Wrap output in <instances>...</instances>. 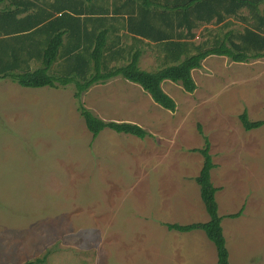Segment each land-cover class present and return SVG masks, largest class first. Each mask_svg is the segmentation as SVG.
Returning a JSON list of instances; mask_svg holds the SVG:
<instances>
[{
	"label": "rangeland",
	"instance_id": "1",
	"mask_svg": "<svg viewBox=\"0 0 264 264\" xmlns=\"http://www.w3.org/2000/svg\"><path fill=\"white\" fill-rule=\"evenodd\" d=\"M155 58L146 49L140 68L158 70ZM193 77L194 93L162 84L175 112L122 77L91 87L81 100L74 85L32 89L0 80V264L48 254L42 264H164L167 254L184 264H218L205 232L164 224L209 220L195 182L203 166L196 150L205 146L199 125L216 165L230 262L264 264V126L246 131L240 121L245 112L264 121V65L213 55ZM82 103L105 122L136 124L148 135L106 128L94 139ZM230 150L242 152L241 166L223 159Z\"/></svg>",
	"mask_w": 264,
	"mask_h": 264
},
{
	"label": "trees",
	"instance_id": "2",
	"mask_svg": "<svg viewBox=\"0 0 264 264\" xmlns=\"http://www.w3.org/2000/svg\"><path fill=\"white\" fill-rule=\"evenodd\" d=\"M232 19L245 25L241 31L230 29ZM146 49L155 51L154 72L139 66ZM213 55L236 63L264 58V0H0V80L24 88L74 85V96L81 100L91 87L122 77L175 112L176 102L162 84L170 80L194 93L198 86L193 71ZM79 111L94 139L106 128L140 139L148 135L136 124L105 122L83 103ZM240 121L246 131L264 126V121H250L247 112ZM198 130L205 146L196 150L203 156V166L195 182L209 220L166 226L205 232L216 248L218 264H231L218 189L211 179L216 165L210 140L201 125ZM243 211L229 217L238 218ZM48 255L23 264H42Z\"/></svg>",
	"mask_w": 264,
	"mask_h": 264
},
{
	"label": "crops",
	"instance_id": "3",
	"mask_svg": "<svg viewBox=\"0 0 264 264\" xmlns=\"http://www.w3.org/2000/svg\"><path fill=\"white\" fill-rule=\"evenodd\" d=\"M232 21L234 22V24H238V23H241V22H239L237 19H232ZM243 26L242 27H244L245 25L243 24V23H241ZM220 57H222V56H220ZM252 62V61H251ZM250 62V63H251ZM253 62H256V63H260V64H262V65H264V58H262V59H259V60H255V61H253ZM250 63H243V64H250ZM117 78H119V77H117ZM114 79V78H113ZM246 82H251V81H246ZM99 85H104V84H99ZM228 154L227 155H225L224 157H223V159H229V164L232 166V167H235V166H241V159H242V152L240 151V152H235V151H232V150H230L229 152H227ZM227 161L228 160H223V162L224 163H227ZM211 179H212V174H211ZM214 184V183H213ZM187 187H188V185H186ZM215 186V185H214ZM216 187V186H215ZM218 189V188H217ZM219 190V189H218ZM184 203H186V198H184ZM219 206V205H218ZM168 207H172L170 204H168ZM240 211V210H239ZM238 211V212H239ZM220 214V213H219ZM207 222V221H206ZM164 224L165 225H167L168 224V222L165 220V222H164ZM222 224H223V222H222ZM167 227V226H166ZM223 227V226H222ZM224 232V231H223ZM188 234V233H187ZM227 245V244H226ZM183 254H184V252H183ZM170 255L169 254H167L166 256H165V259H164V264H184V263H182V260H181V258H180V256L179 255H172L173 256V258H171V260H169L170 258H168ZM232 264V263H231Z\"/></svg>",
	"mask_w": 264,
	"mask_h": 264
}]
</instances>
